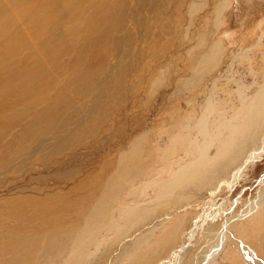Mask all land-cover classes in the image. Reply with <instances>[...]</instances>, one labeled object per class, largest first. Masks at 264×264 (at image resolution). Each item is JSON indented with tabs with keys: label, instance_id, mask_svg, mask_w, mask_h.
<instances>
[{
	"label": "rangeland",
	"instance_id": "1",
	"mask_svg": "<svg viewBox=\"0 0 264 264\" xmlns=\"http://www.w3.org/2000/svg\"><path fill=\"white\" fill-rule=\"evenodd\" d=\"M21 6L29 9L30 18L51 19L48 24L44 21L42 34L54 31V47L55 40L61 41L54 61L49 67L46 64L48 97L62 91L63 85L62 93L71 95L75 89L71 82H84V64H79L83 59L90 61L86 72L94 77H87L91 80L87 95L79 101L67 96L68 112L74 105L84 110L75 112L60 131L1 151L6 139L20 134L23 127L11 121L16 131L5 132L8 137L0 142V153L7 155L0 161L8 159L0 165V264L41 263L50 253L47 239L59 235L49 226L56 210L62 213L56 220L70 224L76 217L69 209L91 199L102 210L113 207L112 212L103 210L107 215L99 228L79 231L82 220V225L73 226L78 231L76 243L86 244L90 237L96 240L82 252L62 254L67 264H130L128 260L140 252L149 253L148 259L139 260L141 264H157L168 258L172 247L190 242L184 234L188 232L194 234L192 244L163 264H201L211 252L224 214L242 211L262 192L252 214L234 221L255 222L241 228L240 234L232 226L227 231L225 248L233 254L223 256L219 248L212 264H264V150L239 176L232 175L247 149L264 147L263 122L245 148L234 146L229 152L227 145L221 156L216 153L229 134L225 127L239 124L245 108L260 102L254 93L264 75V0H0V17L12 18L16 31L31 46L28 24L17 20ZM104 8L116 12L118 28L106 35L92 58L87 54L80 58L79 44L91 37V19ZM31 50L36 53L34 46ZM210 50L215 58H210ZM13 58L10 63L0 59V74L18 65ZM14 79L18 87L21 79ZM95 97L102 107L94 114L87 110ZM86 113L94 115L88 119ZM84 116L88 120L81 124ZM211 137L214 140L205 149L210 163L181 176L184 167L191 169L186 163L198 155V147ZM237 153L242 158L230 162ZM115 187L119 191L108 200L111 207L106 199ZM103 190L109 191L108 196L100 195ZM206 209L210 219L202 222L199 215ZM88 219L84 227L91 223ZM41 223L49 227L46 234ZM173 223L177 231L172 241L158 240ZM142 236L146 241L140 250L135 249V241Z\"/></svg>",
	"mask_w": 264,
	"mask_h": 264
},
{
	"label": "bare ground",
	"instance_id": "2",
	"mask_svg": "<svg viewBox=\"0 0 264 264\" xmlns=\"http://www.w3.org/2000/svg\"><path fill=\"white\" fill-rule=\"evenodd\" d=\"M21 8H22L21 15L17 18V20H24L28 24V26H27L28 27L27 28L28 33L30 34L31 39L33 40L32 41L33 44L31 46L28 45L29 41H27L23 37L24 35L22 36L21 33H18L16 31L17 27L15 29V27H14L15 23L13 24L12 18H10L7 14H2L0 17V20H1L0 21V59H2L1 61H5V62L8 61V63H10L12 56L14 55L13 59H16L15 62H18V65H15L14 68L11 67L8 70L1 72V74H0V142L3 139H6V137H8L7 134H5V132L7 133L9 130H11L12 132L16 131L15 127H13L11 125V121H12V124L19 126V127H23L22 132L20 134L13 136L12 138L10 137L9 140L6 139V141H7L6 148L4 147L3 149H1V151L10 150L12 147H14L13 146L14 144H16V146H19V147L24 146L27 143L26 141L39 142L42 140V138L44 136H46V134H49L50 131H60V129L63 128L64 123H66L67 121H69V122H67V124H69L71 122L72 118L75 116V112L79 114V112L81 113V111L84 109L80 105H78V107H75V105H74L71 108L72 110L70 109L71 112H68L70 103L67 101V96H70V97L72 96V100H75V101H79L81 98L84 97V95L86 96L88 88H89L88 87L89 81H91V80H89L91 78L90 76H93V75H90V76L87 75L88 73L86 72V68H88V66H89V64H88L89 60L87 58L83 59V60L79 61V64H81V65H82V63L84 64V66H83L84 82L79 81V83H75L76 80H79V79H74L75 82L72 81L71 86L74 87L75 89H77L78 87L84 88V89H81V90L78 89L79 91L78 90L75 91V89H74V92L71 95L70 94L66 95V94L62 93V91L64 90V85H63L62 91H58L57 93L48 97L47 93L51 90V88L48 85L49 79H46V76H47L45 74L46 64L49 67V65L54 61V53L56 52L55 47H56V49H58L60 47L61 41L55 40L54 42L56 43V46L54 47L52 45V41H53L52 32H54V31L53 30L49 31V33L51 35L48 34V31L45 32L44 34H42L43 31L45 30V25L43 24L44 21H46L47 22L46 24H48V22L51 21V19L48 20L47 18H43V17L30 18L31 16L29 15V12H30L29 9H26L23 6H21ZM114 14L117 15L115 11H113V10H107L106 11V9L104 8V11L102 13L96 14L93 16V18L91 19V25L88 28V31H91V37L88 40H86L83 43V45L79 44L80 50H78L77 52L83 53L80 58H83V56L86 54L88 57L92 58V56H91V55H93L92 52H95L97 47L98 48L102 47V44H104L102 41L104 40L106 35H108L110 31L118 28L117 19L114 17ZM26 17L29 20H27ZM54 19L56 20L57 18H54ZM18 22H21V21H18ZM24 32H25V30H24ZM40 33L42 34V36H40ZM213 44H212L213 48H215V47L218 48L217 44L216 45H215V43H213ZM33 46L36 50L35 51L36 53H34L33 50L30 51V47H33ZM41 49L43 51H41ZM20 52H23V53H20ZM43 54H45V55L42 56ZM38 55L40 57H42V59L39 58ZM210 56H211L210 58L216 57L215 52H213V50L211 51ZM78 60H79V57H76L75 64L72 67L75 71L78 70L79 64L76 65L78 63ZM24 62H26L27 66L26 67H20L22 65V63H24ZM87 70H89V69H87ZM79 74H81V73H79ZM94 74H95V72H94ZM87 77H89V79ZM14 78H20L21 79L18 83V87L15 86L16 80ZM108 81H105L103 84H105L106 86H109L108 84H110V83H108ZM3 82H7V85L6 86L2 85ZM69 82H70V80H69ZM52 85H54V84L52 83ZM105 85H102V87L100 88V92L102 90H104ZM98 86H100V84ZM65 88H66V86H65ZM60 93L63 94L62 97H60V95H59ZM46 94H47V96H46ZM254 95L256 98L260 99V102L257 105L254 104V106H252V107L250 106L248 108L247 107L245 108V111H243V114L241 115L242 121L239 124H235V125L230 124V127H228V126L225 127L228 130L229 134H227L228 135L227 139L224 140L223 142H221L220 146L217 145L218 146V148L216 150L217 156H221V154L224 153V147L227 145H228L227 148L229 149V152L233 151L234 146H240L239 147L240 149L242 147L245 148L246 142H250V141L254 140L255 132H256V130L258 131L260 129L261 122H263V124H264V75H263V83L256 90ZM103 96L104 95H102V97ZM61 98H62V100L59 101V99H61ZM101 107H102V102L98 103V97H95V103L93 104L91 109H89L87 111L88 112L92 111L94 113V111L97 112L99 109H101ZM94 114H91L89 116L86 113L85 116H87L89 119ZM59 115H60V117H59ZM20 118L24 120L23 123L19 122ZM58 118H60V119L58 120ZM88 119H86V117H85L84 120L81 122V124ZM227 125H229V123ZM218 133H220V131H218ZM262 135H264V134H262ZM214 137H217V136H214ZM214 137H211L210 139L207 138L204 140V142L202 143L201 146L198 145L199 146L198 150H197L198 155H196L195 157H193L192 160H190L188 163H186L187 164L186 166L190 167L191 169L188 170L187 167H184L183 168L184 170H182V172H181V176L186 174V173H191V172L196 173L198 171H201V170H203L204 167H206L210 163V162L206 161L208 158V155L206 154L205 149L209 146V144H211L213 142ZM230 141H233V142L230 143ZM224 142H226V143H224ZM260 143H262V142H260ZM253 145H255V144L253 143ZM3 146L4 145H2V147ZM251 146H252V144H251ZM263 146H264V144H263ZM251 148H252L251 150L247 149L246 154L242 155L244 160L242 162L240 161L241 163L236 165L237 167L233 170V173H232L233 176H234V174L239 176L241 174L242 170L246 167V165L248 163L256 162V159L259 156L260 152L262 150H264V147L263 148L261 147L260 150L257 148H253V147H251ZM140 150H141V148H140ZM169 150H171V149H169ZM238 153H239V151H238ZM238 153L234 157L230 158V162L235 161L234 159H236V158H239V159L242 158L241 156L240 157L238 156ZM18 155H19V153L15 156V158H17ZM5 156H7V155H4V154L2 155V152H1L0 153V160H1V158L5 157ZM20 157H18V158H20ZM149 157H151V156H149ZM209 161H211V160H209ZM7 162H8V159L2 160V162L0 161V165H4ZM138 167H140V166H138ZM143 168L144 167L142 166L141 170H144ZM126 174L128 175V173H126ZM130 175L128 177L132 176V175L131 176ZM137 175H138V173H137ZM132 178H133V176H132ZM262 181H263L262 179H259V184L262 183ZM220 183H222V182L219 181L218 184H220ZM115 184H117V183H115ZM109 185L107 182L106 186H109ZM118 186L119 185H117V187ZM117 187H115L113 189L114 191L112 192V194L113 193L114 194L113 195L110 194V196L106 199V202L110 203L111 207H112V203L109 202L108 200L110 198L114 197L118 193L117 190L119 191V189H117ZM105 189H108V188L105 187ZM108 192H106V190H103L102 193L100 192V195L108 196L107 195ZM262 193H260V195L257 196L252 201L247 202L245 205V208L242 211H240L238 213L232 212L231 215L230 214L229 215L224 214V216L222 215L223 217L221 218V221H220L218 227L216 228L215 243L212 246L210 254L208 253L206 255V257H204L205 259L202 260L201 264H212V262H214V260L216 259V256L219 253L218 251L220 249H222L223 256H229V255L231 256L233 254L231 248L230 249L225 248L227 246L226 245L227 235H228L227 231H228L229 227L232 226L234 228V230L240 234L241 228L246 227V225L250 222H253V223L255 222L256 219L255 220L254 219L247 220V222L244 221L243 223L242 222L236 223L234 221L239 216L244 215L246 217V215L252 214V212L257 208V206L259 204V199L261 198ZM92 197L96 198V196H92ZM104 209H107L105 212H108V210H109L108 208H104ZM112 209H113V207L110 208L109 213L112 212ZM103 210L101 207L95 206V201L93 199L89 200L87 204L86 203L85 204H79V205L76 204L73 206V209L71 208L68 211L69 213H72L74 211L73 215H75L76 218L73 221H71L70 224L65 225V224H62L56 220V216L60 217L62 214L61 209H60V211H58V209H57L56 210L57 212L54 214L55 218H53L52 223L49 226L53 230L56 229L59 232V235L56 236L54 234L52 237L47 239L48 243L46 245V248L50 250V253L48 255L44 256L42 258V262L38 263V264H67L68 259H64V261H62V259H61L62 254L68 253L69 256H71L77 251L82 252V251L86 250L87 248L85 249V247L87 245L93 244L95 242L96 238L90 237L87 240L86 244L76 243V236H77L78 231L77 232H75L76 230L73 231V226L75 227L82 220L83 225H82V222L80 225H82L83 227L80 226L81 229L79 227V229H78L79 231L86 230V229L91 228V227L99 228L100 227L99 226L100 221L101 220L103 221V218H105V216L107 215ZM90 212H92L91 217H89ZM223 212H226V211H223ZM208 213L209 212L207 209L204 210L202 213H200V215H199L200 221L204 222L205 220L210 219ZM226 213H230V210L228 209V211ZM88 217H89V219L91 218L92 224L89 222L90 224H88V225L86 224V227H84L85 223L87 222ZM215 217H218V215L212 216L213 220L215 219ZM89 219H88V221H89ZM164 220H165V218H164ZM213 220H211V221H213ZM164 222H162V224ZM159 225H160V223L158 224V226ZM40 228H41V231H45V234L49 230V227L48 228H47V226L43 227L42 223L40 224ZM77 228H75V229H77ZM82 228H84V229H82ZM176 231L177 230H175L174 223H173L172 225L167 227L166 235L163 238H160L158 240H165L164 243L166 242V244H167L168 242L172 241L173 235ZM63 232H64V234L61 235V233H63ZM184 234H186V238H187L186 240L189 239L190 242L186 243V241H182L181 244L172 247L170 252H169V256L166 260H170V258L173 255H176V257H179L180 253L182 251H184L186 247H188L192 244L194 234L192 232H190V233L188 232V233H184ZM144 236H145V234H144ZM146 237H147V235H146ZM146 237H144V238H146ZM158 240L156 241L157 243H158ZM145 241H146V239L144 240L143 236H142V239L140 241L139 240L135 241V243H136V245L134 244L135 249L140 250V248L143 246ZM154 244L152 246L147 245L149 247H145V248H147L145 250H149L150 248L155 246ZM95 245L98 246V244H96V243H95ZM131 254H134V253H130V255ZM148 255H149V253L146 254L145 252L144 253L140 252L138 254H135V256L132 258L129 257L130 259L128 261H130V264H141V262L139 260L141 258L148 259L146 257ZM149 258H151V257H149ZM145 259H143V260H145ZM161 260L162 261H159L157 264H163L165 259H161ZM167 262L168 261H166V263ZM127 264H129V263H127Z\"/></svg>",
	"mask_w": 264,
	"mask_h": 264
}]
</instances>
